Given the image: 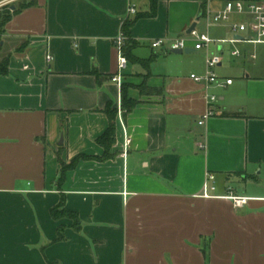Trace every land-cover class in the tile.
<instances>
[{
    "label": "crops",
    "instance_id": "1",
    "mask_svg": "<svg viewBox=\"0 0 264 264\" xmlns=\"http://www.w3.org/2000/svg\"><path fill=\"white\" fill-rule=\"evenodd\" d=\"M5 2L0 13L35 5L13 14L0 51L10 56L0 75V264H264V46L212 43L223 57L216 72L233 82L210 89L216 113L200 125L206 89L191 75L206 73V52L169 45L198 30L209 0H158L155 12L151 0H133L131 16L129 0ZM237 16L201 33L237 36L233 23L246 20ZM128 21L123 84L143 86L127 87L138 104L124 115L112 77ZM108 106L116 137L100 160ZM232 196L249 201L237 208Z\"/></svg>",
    "mask_w": 264,
    "mask_h": 264
},
{
    "label": "built area",
    "instance_id": "2",
    "mask_svg": "<svg viewBox=\"0 0 264 264\" xmlns=\"http://www.w3.org/2000/svg\"><path fill=\"white\" fill-rule=\"evenodd\" d=\"M18 0H6L5 4H10ZM137 13L136 4L133 0H129L128 6V16ZM233 15H241L246 18L241 22L233 23V31L237 36H233L230 39H213L208 33H200L196 28L191 30L186 37H179L174 39L170 45L169 49L174 50H186L189 48V42H194V48L196 50L204 49L206 52V73L203 75L192 74L191 78L200 84H204L206 89V100L208 103V109L205 114L202 115L201 119L198 121L200 125H203L206 120L216 113V109L213 104L218 101V96L212 92L210 89L215 86H225L226 84H232L233 79H223L221 78L216 69L222 64L223 57L222 54H216L212 51V43H217L218 45H223L226 42L236 44V43H250L255 45L264 46V0H229L226 2L224 8L221 10L209 13V22H226L229 21ZM166 39H157L152 43L153 48H158L166 44ZM126 42V36L124 33L120 34L116 40L115 45L118 49V71L112 80L117 82L120 86L123 84V72L128 64V59L124 53V45ZM234 57H239L242 55L241 49L235 48L232 51ZM256 58V54L251 55ZM52 56L48 55V60H51ZM129 142V139L127 140ZM201 148H204V144H200ZM209 180H213L214 176L209 175ZM209 183L206 182L205 190L208 191ZM214 188V187H213ZM235 207H243L249 201L246 196H232Z\"/></svg>",
    "mask_w": 264,
    "mask_h": 264
},
{
    "label": "trees",
    "instance_id": "3",
    "mask_svg": "<svg viewBox=\"0 0 264 264\" xmlns=\"http://www.w3.org/2000/svg\"><path fill=\"white\" fill-rule=\"evenodd\" d=\"M158 0H151L152 4V10L155 12L156 7H157ZM35 5V2H29V3H23L20 5L16 10H11V5H7L4 7V9L0 13V51L4 47V34H5V27L7 23L11 20L12 16L14 13H17L29 6ZM203 12L201 15L204 14V9H205V3L202 4ZM134 24V21H128L123 25V33L126 36V43L124 45V53L127 57V59H131V54L129 52V45L133 43V40L131 38V28ZM9 60L10 56L7 55L3 57V59L0 60V75H6L9 72ZM138 104V101L129 97L127 93V87L122 84V109L124 115L127 113L131 112L135 106ZM106 113L109 116L110 119V124L106 132L98 139V142L102 144L105 148V153L102 157L98 158L100 160L107 159L110 156L109 149L113 145L116 137V116H117V110L114 109L112 106H108L106 108ZM88 156L86 155H81L76 157L74 160H72L69 164H63V170L65 171L68 168H72L78 164L80 159L87 158ZM62 170V174L60 175V184L64 180V174L65 172ZM63 206V204L60 205V207ZM52 215L56 219H60L63 216H69L72 219H74V226L75 227H80L81 226V221L78 217V215L72 211H69L65 208H54L52 210ZM64 234L62 232V227H59V233L57 237V241H60L64 239Z\"/></svg>",
    "mask_w": 264,
    "mask_h": 264
},
{
    "label": "rangeland",
    "instance_id": "4",
    "mask_svg": "<svg viewBox=\"0 0 264 264\" xmlns=\"http://www.w3.org/2000/svg\"><path fill=\"white\" fill-rule=\"evenodd\" d=\"M209 2H210V6H209V8H208V11H209V13H214V12H217V11H219V10H221V9H217V2H218V0H209ZM240 17L239 16H237V15H233L232 16V19H239ZM208 24H209V16H208V13H207V15L206 16H204L201 20H200V23H199V25H198V30H199V32L201 33V32H205L206 31V29H207V27H208ZM218 24H220V22H215V21H212L211 22V29H213V27H215V26H219ZM228 48V47H227ZM126 87H137V88H140V87H142L143 86V84H141V85H135V84H132V83H128V84H126L125 85Z\"/></svg>",
    "mask_w": 264,
    "mask_h": 264
},
{
    "label": "water",
    "instance_id": "5",
    "mask_svg": "<svg viewBox=\"0 0 264 264\" xmlns=\"http://www.w3.org/2000/svg\"><path fill=\"white\" fill-rule=\"evenodd\" d=\"M200 19V18H199ZM196 28V23L195 24H193V26L190 28V30H189V32L191 31V30H193V29H195ZM192 50H190V49H186V50H174L173 52L174 53H177V54H182V53H189V52H191Z\"/></svg>",
    "mask_w": 264,
    "mask_h": 264
}]
</instances>
